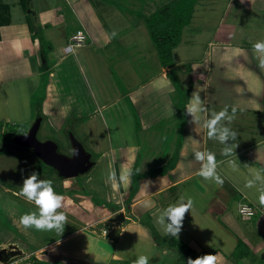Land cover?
Returning <instances> with one entry per match:
<instances>
[{
    "label": "crops",
    "instance_id": "crops-1",
    "mask_svg": "<svg viewBox=\"0 0 264 264\" xmlns=\"http://www.w3.org/2000/svg\"><path fill=\"white\" fill-rule=\"evenodd\" d=\"M173 1L31 0L35 25L16 19L12 6L0 3L9 7V23L0 27V124L20 122L11 110L9 91L21 106V84L34 79L28 89L31 106L41 85L40 43L30 24L39 26L50 44L43 105L51 128L66 131L73 120L78 135L99 158L102 180L91 185L93 190L104 195L106 204H124L119 212L98 218L94 211L104 207L93 208L101 198L77 195L98 219L76 229L65 226L45 245L23 228L18 233L30 238L29 251L20 249L23 255L13 264H133L141 254L149 256V264H187L188 258L215 253L217 264H264V210L257 204L256 189L244 187L253 170H264V68L252 48L264 40V0H197L192 21L173 51L180 80L190 89L186 107L195 93L204 105L201 124L212 112L227 107L231 114L236 108L233 120L225 121L237 133L230 156L189 114L181 126L170 70L161 65L144 20ZM213 12L215 26L209 27ZM198 17L206 20L197 24ZM78 31L86 41L71 48ZM180 143L175 168L148 176L172 160ZM195 150L215 153L222 185L197 175ZM134 170L142 179L128 205ZM126 171L130 175L121 180ZM182 195L193 199V207L186 211L178 237L166 236L157 217ZM243 205L255 215H241ZM83 214L76 217L84 221ZM109 219L111 228L96 229ZM116 230L119 234L112 239Z\"/></svg>",
    "mask_w": 264,
    "mask_h": 264
},
{
    "label": "rangeland",
    "instance_id": "rangeland-1",
    "mask_svg": "<svg viewBox=\"0 0 264 264\" xmlns=\"http://www.w3.org/2000/svg\"><path fill=\"white\" fill-rule=\"evenodd\" d=\"M0 3L11 5L12 9L14 10V16L16 17V19L20 18L21 21L26 19L28 22L33 23L34 25L35 23H37L35 18L36 12L33 11L34 7L32 6V4H29L27 6L22 2V0H0ZM30 10H32L34 13H30ZM214 17L215 13L213 12L209 16L207 21V25L209 27L215 26ZM203 19L205 18H202L201 20V18L198 17L196 21L197 24L198 22L204 21ZM34 29V31L32 30L33 32H36V29H40V38L42 37L44 39L41 28L39 26H35ZM49 45L50 44L48 43V47ZM201 47L202 45H200L199 49ZM24 74L25 72L23 71V75ZM33 82L34 79H30L28 83L21 84V92L23 96L21 97V106L17 107V99L14 98L12 92L9 91V103L11 106V110L13 113L17 114V118H19L20 122H13L12 124L8 125H5L3 123L0 124V250H7L4 259L2 260V262H0V264H13L14 262H17L21 259L23 252L29 251V248H27V239L29 240L30 238L24 237L23 235H21L22 233H18L20 230L23 229V227L19 225V217L26 212L35 210L36 206L33 203L27 201L19 193L23 183V178L30 175L33 171L38 172L39 177L41 179L53 180V186L55 191L63 195L64 206L61 209H58V211H63L66 214L67 221L65 226H69L70 229L79 228V226L86 225L87 222L92 223L98 218H103L105 216L111 215V213L119 212L124 207V204H122L120 201V203H115L112 200L111 203L106 204L105 200H102L104 195H99L98 191L96 192L93 190L94 186L92 187L91 185H94L102 180V172L98 171L99 169H97L99 158L96 152L84 141L81 135H78L76 126L71 121L72 119H70V122H68L67 125V127H70L69 133L67 130L65 131L66 128L64 130L55 131L53 129L54 127L51 128V122H49L48 120L43 105V123L39 131L38 138L41 141H56L60 146L61 153L71 155L72 148L69 134L73 133L74 136L84 145L85 149L91 154H93V159L96 162V166L91 170V172H89L85 176H80L78 178L68 180L58 179V177L49 169H44L42 168V166H39V158H37L33 154V152L19 149L13 144V141L12 139H10V137L27 134L36 119L38 118L37 116L39 113L37 108V102L33 101L31 106L30 102L28 103V89L32 86ZM40 91L41 89L38 90V96L40 95ZM1 99L2 95L0 93V100ZM18 152L23 154H19L20 156L15 157ZM88 178H91L93 182L90 183ZM106 189L107 191L110 190V186H108V184ZM84 193L85 195L91 198L95 197L94 200L97 197L101 198V200L95 202L96 204L93 208L94 210L96 206L104 207L100 209L96 208V211H94V213L98 215V218L92 216L90 214V210L86 206L82 205V203H80L82 199L79 198L77 195H82ZM14 194H17V196L19 197L14 196ZM109 198H114L112 193ZM106 208L108 209L107 211ZM80 212L85 213L83 214L84 221L76 217L77 214L78 216L80 215ZM110 220L111 219L105 220V223L99 224L96 229H98L99 227L111 228L113 223ZM26 230H29V232L33 234L32 238H34L37 243L41 241L43 242V245L50 241H53L60 235L55 233L54 231H37L35 229ZM215 247V244L212 242L211 249H215ZM20 249L23 250V252ZM240 250L241 249L239 248V251ZM242 250L246 253L245 246L242 247ZM12 253H15L16 255H12Z\"/></svg>",
    "mask_w": 264,
    "mask_h": 264
},
{
    "label": "clouds",
    "instance_id": "clouds-1",
    "mask_svg": "<svg viewBox=\"0 0 264 264\" xmlns=\"http://www.w3.org/2000/svg\"><path fill=\"white\" fill-rule=\"evenodd\" d=\"M244 0H241L243 3ZM116 35L115 32L112 33ZM255 58L258 60L259 67L264 68V40H258L252 44ZM205 111L199 93H195L190 104L186 107V114H189L192 120L201 124L200 114ZM236 113L233 107L231 114L227 107L218 112H212L207 119L203 120L201 127L206 129V135L209 139H214L223 145V154L230 156L234 147L233 141L237 138V133L227 122H231ZM232 141V143H228ZM195 161L200 163L197 175L204 181H212L217 185L224 183L223 178L217 172V159L214 152L209 150H195L193 153ZM233 171H238L239 166L234 161H229ZM130 172L126 171L121 180H127ZM115 187V185L113 186ZM245 188H255L258 193L257 204L264 210V170H253L250 177L244 181ZM21 196L27 201L33 203L35 210L26 212L19 217V225L24 229H35L37 231H54L60 234L64 231L67 216L61 209L64 201L62 194L55 191L53 180L41 179L39 173L33 171L30 175L23 178L20 188ZM148 202L146 206H150ZM194 201L191 197L180 196L174 203L165 207L157 217L159 224L166 236L178 237L182 230L183 219L186 211L192 209ZM149 256L138 255L133 264H149ZM218 254H204L195 259L188 258L187 264H217Z\"/></svg>",
    "mask_w": 264,
    "mask_h": 264
},
{
    "label": "trees",
    "instance_id": "trees-1",
    "mask_svg": "<svg viewBox=\"0 0 264 264\" xmlns=\"http://www.w3.org/2000/svg\"><path fill=\"white\" fill-rule=\"evenodd\" d=\"M22 2L28 6L31 0H22ZM196 2L197 0H175L172 3L161 8L160 10L156 11L150 17H144L151 39L158 51L160 63L164 68L170 70L168 73V77L172 82V84L174 85L178 96V104L180 108V118H181L182 128H184L187 121L186 105L188 103L190 89L186 88L180 80L179 72L178 69L176 68V64L173 56V51L181 43L184 28L190 25L191 23L194 12V6L196 5ZM8 13H9V7L6 5L3 6L0 5V27L9 23V18L7 17ZM30 13H34V12L30 10ZM141 18H143V16H141ZM30 25L32 27V30L34 31L35 26L33 24ZM40 33H41L40 29L38 30L37 33L34 32V38L38 39L40 43V54L43 61L41 67L42 80H41V85L38 89V90L41 89L42 93L40 91V95L38 96L39 92L37 90L33 100L37 102V106H38L37 108L39 114L37 117L43 116L42 108L46 98L48 79L50 75L48 69L49 65L47 60L48 59L47 53L49 51V47H48V43L42 37L40 38ZM263 108H264V97H263ZM69 130L70 127H67L68 133ZM10 139H12L13 144L19 149L28 150L32 152V150L17 145L14 141V136H11ZM180 148H181V143L179 147L176 149V152L172 160L167 165L160 168L159 170L150 172L148 176L158 177L159 175H166L170 171H172L177 163ZM38 160L40 167L42 166V168L44 169H49L58 177V179L63 180V178H61L53 168L46 166L40 159ZM141 179L142 177L138 174L136 170H134L132 173V184L130 189V195L127 201L128 205L131 204L135 195L138 193Z\"/></svg>",
    "mask_w": 264,
    "mask_h": 264
},
{
    "label": "water",
    "instance_id": "water-1",
    "mask_svg": "<svg viewBox=\"0 0 264 264\" xmlns=\"http://www.w3.org/2000/svg\"><path fill=\"white\" fill-rule=\"evenodd\" d=\"M36 32L38 30L36 29ZM43 123V118L38 117L27 134L17 135L14 141L17 145L32 150L33 154L39 158L46 166L53 168L61 178L75 179L85 176L96 166V162L92 160V154L88 152L84 145L70 133V142L72 153L66 155L60 152L59 144L54 140L41 141L38 138L39 131ZM114 234H119L118 230L110 236L114 238ZM7 250H0V262L4 259ZM12 255H16L12 253Z\"/></svg>",
    "mask_w": 264,
    "mask_h": 264
},
{
    "label": "built area",
    "instance_id": "built-area-1",
    "mask_svg": "<svg viewBox=\"0 0 264 264\" xmlns=\"http://www.w3.org/2000/svg\"><path fill=\"white\" fill-rule=\"evenodd\" d=\"M85 41H86V35L84 34V32L78 31L76 32L75 35L72 36L71 38L72 44L70 47L72 48L74 46L82 45ZM240 213L241 215L246 217H252L255 215L253 208L250 207L249 205H243L240 209ZM104 233L107 234V231H105Z\"/></svg>",
    "mask_w": 264,
    "mask_h": 264
},
{
    "label": "flooded vegetation",
    "instance_id": "flooded-vegetation-1",
    "mask_svg": "<svg viewBox=\"0 0 264 264\" xmlns=\"http://www.w3.org/2000/svg\"><path fill=\"white\" fill-rule=\"evenodd\" d=\"M92 160L94 161L93 156H92Z\"/></svg>",
    "mask_w": 264,
    "mask_h": 264
}]
</instances>
